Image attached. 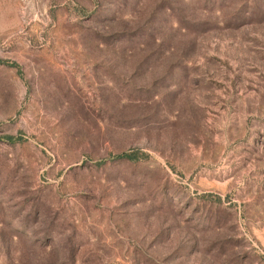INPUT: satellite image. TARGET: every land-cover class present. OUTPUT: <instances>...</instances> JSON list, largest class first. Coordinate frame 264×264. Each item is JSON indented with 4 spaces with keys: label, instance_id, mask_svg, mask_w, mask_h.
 Listing matches in <instances>:
<instances>
[{
    "label": "rangeland",
    "instance_id": "374dc122",
    "mask_svg": "<svg viewBox=\"0 0 264 264\" xmlns=\"http://www.w3.org/2000/svg\"><path fill=\"white\" fill-rule=\"evenodd\" d=\"M0 264H264V0H0Z\"/></svg>",
    "mask_w": 264,
    "mask_h": 264
},
{
    "label": "trees",
    "instance_id": "16d2710c",
    "mask_svg": "<svg viewBox=\"0 0 264 264\" xmlns=\"http://www.w3.org/2000/svg\"><path fill=\"white\" fill-rule=\"evenodd\" d=\"M121 159H125V160H130V161H132V160L137 159V155H136V154H129V155L124 156V157L121 158Z\"/></svg>",
    "mask_w": 264,
    "mask_h": 264
}]
</instances>
